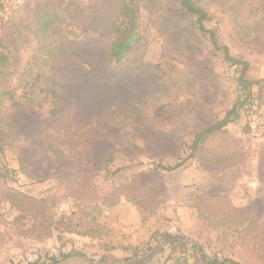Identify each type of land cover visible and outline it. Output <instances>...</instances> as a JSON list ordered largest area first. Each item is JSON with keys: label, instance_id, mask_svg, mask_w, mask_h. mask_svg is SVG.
<instances>
[{"label": "rangeland", "instance_id": "1", "mask_svg": "<svg viewBox=\"0 0 264 264\" xmlns=\"http://www.w3.org/2000/svg\"><path fill=\"white\" fill-rule=\"evenodd\" d=\"M138 1L142 39L119 63L123 0L5 9L0 264H264V140L245 124L264 84L246 97L237 83L245 63V79H264V0H194L218 49L180 0ZM47 13L61 21L42 29ZM240 95V117L181 167L156 168L190 155Z\"/></svg>", "mask_w": 264, "mask_h": 264}, {"label": "trees", "instance_id": "2", "mask_svg": "<svg viewBox=\"0 0 264 264\" xmlns=\"http://www.w3.org/2000/svg\"><path fill=\"white\" fill-rule=\"evenodd\" d=\"M180 5L183 9H185L189 14L195 17L196 25L198 28L203 32L204 34H207L211 40V42L214 44V46L218 49L220 48V45L218 43L216 32L213 29L207 28L205 25V22L209 19V15L207 11L197 4L194 0H180ZM119 15L122 18L121 22V28H119V33L115 41L113 42L111 46V58L115 62L119 63L122 62L127 55L130 53V51L134 48V46L140 42L142 39V34L140 33V26H141V5L138 0H123V3L121 4L119 8ZM39 24L42 29H47L52 25L53 23H57L61 21V18L59 14L57 13H47L46 15L42 16L38 19ZM226 49V59L229 61H232L233 64L240 63L239 60L231 57ZM6 55H0V60L6 59ZM247 64H244V67L242 69V72L237 78L238 86H241L243 89L242 91L245 93V91L253 86V85H260L264 84V79L255 80V81H249L248 79H245V72L247 70ZM52 95H57L56 90H51ZM249 92L246 91V97H248ZM239 97V102L237 105H235L232 109H230L225 118L218 120L216 123L203 128L196 132L195 138L193 140V143L191 145L192 152L187 157H184L183 159H179L175 164H163L161 161L156 164V168H160L163 170L171 171L175 170L179 167H181L188 158H191L194 156L195 152L201 148L205 142L217 131L222 130L226 127V125L232 120L233 114L239 112L237 115L240 117L241 109L243 106V101H240L242 99V95ZM1 101H0V109H1ZM237 106L238 110H237ZM56 108V107H55ZM55 108L52 111H56ZM248 128V127H247ZM2 137L0 135V154L3 153L4 147L2 144ZM167 240H174L175 237L172 235H165ZM138 252H135V255H137ZM70 256L69 254H63L62 257H55V256H48L45 257V259H49L51 261V264H57L60 260ZM40 259H37L34 262H38ZM47 261V260H46ZM33 262V263H34ZM30 263V264H33ZM220 263V262H219ZM208 264H218L217 260H214Z\"/></svg>", "mask_w": 264, "mask_h": 264}, {"label": "built area", "instance_id": "3", "mask_svg": "<svg viewBox=\"0 0 264 264\" xmlns=\"http://www.w3.org/2000/svg\"><path fill=\"white\" fill-rule=\"evenodd\" d=\"M28 0H0V21L2 16L4 15L5 9L13 6H20L26 3ZM1 24V22H0ZM246 125H248L251 129H253L254 135L257 139L263 141L264 140V108L256 111H251L245 121ZM34 257H25L20 255L19 259H14L13 261L9 262L8 264H24L28 261H33Z\"/></svg>", "mask_w": 264, "mask_h": 264}, {"label": "crops", "instance_id": "4", "mask_svg": "<svg viewBox=\"0 0 264 264\" xmlns=\"http://www.w3.org/2000/svg\"><path fill=\"white\" fill-rule=\"evenodd\" d=\"M78 262H82V264H83V263H87V260L85 258H83V257L71 256V257L65 258L63 260H60L57 264H75V263H78Z\"/></svg>", "mask_w": 264, "mask_h": 264}]
</instances>
